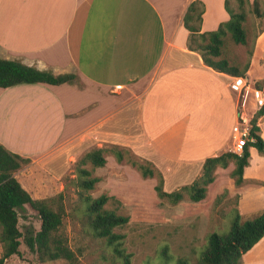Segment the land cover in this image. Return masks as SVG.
I'll return each mask as SVG.
<instances>
[{
	"label": "crops",
	"instance_id": "crops-1",
	"mask_svg": "<svg viewBox=\"0 0 264 264\" xmlns=\"http://www.w3.org/2000/svg\"><path fill=\"white\" fill-rule=\"evenodd\" d=\"M192 1L0 0V58L76 75L73 83L0 87V143L29 159L13 175L32 198L59 191L72 160L92 147L130 149L161 173L168 192L197 179L207 157L231 151L239 93L234 76L188 49L183 16ZM199 1L201 32L229 19L225 0ZM262 36L247 70L252 85L264 81ZM248 102L249 93L243 108ZM253 149L241 184L231 176V160L215 168L196 203L212 191L211 198L226 191L242 202L259 187L246 176ZM257 201L242 210V221L264 211ZM240 264H264V235Z\"/></svg>",
	"mask_w": 264,
	"mask_h": 264
},
{
	"label": "trees",
	"instance_id": "trees-1",
	"mask_svg": "<svg viewBox=\"0 0 264 264\" xmlns=\"http://www.w3.org/2000/svg\"><path fill=\"white\" fill-rule=\"evenodd\" d=\"M245 2L249 3V0H238V10H234L230 5V0H225L224 7L229 14V19L220 23L217 29L212 31L201 32V16L204 11L201 1H192L183 16V25L189 31L188 49L197 51L207 66L232 76L246 77L250 57L253 53L252 46L248 50L249 59L240 65L225 51L228 36L235 44H248V33L244 25ZM251 4L254 13L261 16L256 0H253ZM75 80L76 75L73 73L53 74L47 70L28 66L18 60L0 58V87L37 82L58 85L73 83ZM263 114L264 105L255 112L250 120V135L254 141L247 142L240 154L227 151L217 156L207 157L203 162L200 176L190 184L182 185L168 192L163 188V178L159 171L143 164H136V166L144 177H152L156 172L158 181L154 185V190L159 198H165L170 203L176 204L184 198V192H186L191 201H200L206 196L208 184L214 180L215 168L217 166L226 167L231 160L235 163L231 176L236 185L241 184L244 167L248 164L249 147H254L260 152L264 150V139L260 135L259 126H257V119ZM113 147L117 160L121 161L123 159L122 151L117 145H113ZM103 152V148L93 147L85 152L76 163V186L80 188L78 193L85 204L93 233L104 238L123 258L124 264H129L130 254L125 253L122 247L124 235L114 232V228L125 225L129 217L104 207L111 196L101 194L92 197L87 194L94 188L99 178L93 176L92 171L84 165L89 162L93 167L104 166L106 159ZM28 162V158L9 151L0 143V264H4L5 260L14 254L19 255V246L22 240L30 251L37 253L41 261L65 259L73 262L76 256L69 248L66 237L59 233L65 213L62 203H58L54 208L46 199L32 198L13 175L22 164ZM146 163L152 166L150 162L146 161ZM61 198L62 193L60 192L58 199ZM26 206L38 214L40 218L39 230L32 228L25 233L20 230L18 220L22 211H26ZM263 235L264 211L244 221L236 211L230 230L226 234L220 235L211 232L207 235V243L201 253V261L203 264H240L242 254L252 248ZM176 264L188 263L182 258Z\"/></svg>",
	"mask_w": 264,
	"mask_h": 264
},
{
	"label": "rangeland",
	"instance_id": "rangeland-1",
	"mask_svg": "<svg viewBox=\"0 0 264 264\" xmlns=\"http://www.w3.org/2000/svg\"><path fill=\"white\" fill-rule=\"evenodd\" d=\"M251 3L244 4L246 12L244 25L248 33V44H235L229 36L225 43V51L240 65L249 59L248 50L253 46L250 57V62L252 61L257 39L264 32V0H256L261 16L254 13ZM230 5L234 10H238V0H230ZM263 39L264 36L261 37L262 43ZM253 85L262 88L264 82L255 81ZM253 85L250 82V86ZM250 97H252L251 93ZM253 106L248 102L243 108V116L252 119ZM263 122L264 114L257 119L261 132L264 130ZM249 125H251L250 120ZM118 147L123 154L121 161L117 160L113 145H107L102 147L106 159L104 166L93 167L87 162L84 167L90 169L92 175L99 178L94 188L87 194L92 197L101 194L111 196L104 207L129 217L125 225L114 228V232L124 235L122 247L125 253L130 254L129 264H176L182 258L188 264H203L201 253L206 246L209 233L226 234L230 230L236 211L241 215L247 204L252 205L257 198V206L264 207L262 195L264 181L254 180L264 178V161L261 157L264 156V152L257 149H253L250 155L246 176L251 179L250 182L258 184L259 187L250 188L242 202L237 203V195L229 196L226 191L216 198H211L212 191L209 197L199 203L191 201L184 192V198L173 204L157 196L154 190V185L158 181L156 172L152 177H144L136 164L153 167L130 149ZM90 149H85L72 160L69 169L61 178L62 188L43 198L54 208L58 203H62L65 213L59 233L66 237L67 244L73 250L76 259L73 262L65 259L41 261L37 253L30 251L22 240L19 255L10 256L4 264H124L123 258L114 251L113 246L93 233L85 204L78 193L80 188L76 186V163ZM167 187L169 188L170 185ZM60 192L62 198L58 199ZM22 212L18 220L20 230L23 233L32 228L39 230L38 214L28 206L26 211Z\"/></svg>",
	"mask_w": 264,
	"mask_h": 264
},
{
	"label": "built area",
	"instance_id": "built-area-1",
	"mask_svg": "<svg viewBox=\"0 0 264 264\" xmlns=\"http://www.w3.org/2000/svg\"><path fill=\"white\" fill-rule=\"evenodd\" d=\"M232 87L239 93L240 114L236 125L233 127L235 144L231 151L240 154L247 142L254 141V138L250 135L251 125H249V120L251 119L243 116V104L246 94L251 93L254 99L253 115L262 105H264V87L256 88L254 85L250 87V80L243 76H234ZM258 104H260V107H258ZM258 125L259 124L257 123V126Z\"/></svg>",
	"mask_w": 264,
	"mask_h": 264
}]
</instances>
